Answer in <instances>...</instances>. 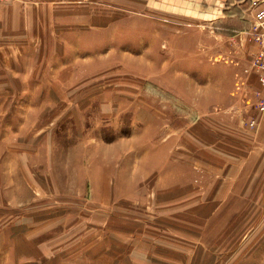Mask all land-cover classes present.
Masks as SVG:
<instances>
[{
	"label": "rangeland",
	"instance_id": "rangeland-1",
	"mask_svg": "<svg viewBox=\"0 0 264 264\" xmlns=\"http://www.w3.org/2000/svg\"><path fill=\"white\" fill-rule=\"evenodd\" d=\"M235 7L236 19L228 17L206 25L183 19L162 21L151 9L147 15L130 13L127 34L110 36L109 46L99 53L89 51V39L81 42L83 51L73 55L70 45L59 48V40L50 37L21 41V47H35V53L21 47L18 53L0 52V96L6 97L0 99V264H85L86 259L91 264H113V259L107 260V248L113 252V247L126 245L128 217L139 219L140 231L146 230V243L139 247L142 243L137 240L136 250L151 255L156 246L174 244L172 237H176V247L183 248L190 239L187 228L173 229L178 232L174 235L166 226L183 213L164 212L170 204L163 200L170 196L163 194L160 185L170 181L157 179L161 176L158 160L154 159L156 179L134 180L133 196L128 198H123V193L131 190L128 178L133 165H127L125 187L123 158L112 166L118 178L106 187L110 198L101 197L103 186L94 188L92 176L105 171L107 177L109 146L116 156L122 153L118 141L144 139L148 147H154L156 141L170 139L173 129L178 131L173 135H179L180 160L186 163L189 123L196 114V125L206 123L199 112L210 101L207 99L226 97L234 82L231 69L223 62L224 54L237 50L243 40L245 46L251 44L246 35L249 1L234 2L233 11ZM231 37L239 39L236 45ZM30 55H35L32 60ZM11 57L14 72L9 68ZM250 76L247 81L252 87L245 86L243 100H233L227 106L233 113L240 111L238 125L240 122L243 129L253 131L262 112L252 92L261 85L255 74ZM113 139H118V146L108 144ZM167 165L165 162L164 177L170 173ZM170 167L186 173V165ZM117 183L121 186L118 200L114 197ZM182 196L177 198L181 206ZM194 208L197 214L202 209L198 198ZM260 209L253 208L222 230L211 246L212 253L229 258L236 252L234 258L249 254V248L257 245L249 241L264 236V212ZM108 219L115 223L111 230ZM200 224L198 216L196 242L204 230ZM132 232L135 234L136 228ZM154 236L158 239L152 241ZM257 252L264 254V242Z\"/></svg>",
	"mask_w": 264,
	"mask_h": 264
},
{
	"label": "crops",
	"instance_id": "crops-1",
	"mask_svg": "<svg viewBox=\"0 0 264 264\" xmlns=\"http://www.w3.org/2000/svg\"><path fill=\"white\" fill-rule=\"evenodd\" d=\"M239 1L121 0L120 3L118 0H13L8 3L0 2V52L18 53L21 41L28 43L31 39L38 40V38L50 37L51 39L54 38L56 42L59 40V48H67L70 45L73 55H78L77 53L83 51L81 42L89 39L90 45H86L89 51L99 53L109 46L110 36L123 37L127 34L129 22L126 18L130 13L147 15L149 14L148 10L151 9L161 14L159 17L156 13L154 15L162 21L167 20V18L173 21L183 19L206 25L226 20L228 17L236 19L238 9L235 7L233 11L232 7L234 2L238 4ZM161 24L163 25L162 22ZM105 37H109L110 40ZM231 39L235 45L239 41L236 37H231ZM72 40L75 42L73 43ZM245 44L247 43L243 40L242 43L236 45L238 46L237 50H230L223 56V62L227 68L231 69L234 81L227 90V96L219 99L209 97L207 100L210 101L199 112L204 116L206 123L196 125V114L193 118L194 122L192 121L193 123L188 125L186 163L180 160L183 155L181 156L178 152L180 149L179 135H173L174 132L178 133L174 129L170 139L166 138L165 141L162 138L154 143V147H148L150 145H147L148 143L144 139L135 141V143L113 139L108 143L109 145L114 143V146H118L115 144L120 143L122 153L116 156L112 152V147L109 146L108 165L111 166L108 167L107 177L105 171L101 174L95 172L92 176L94 188L95 185L96 187L103 186L104 193L101 197L103 199L110 198L106 187L112 185L114 179L116 183L118 177H116V169L112 166H115L120 158H123L122 162L125 164V187H127L128 179L131 181V190L129 193L125 191L123 198L133 196L134 180H150L153 177L156 179V161L158 160L161 176H158L157 179L170 181V183L163 182L160 185L161 188L165 189L162 190L163 194L167 193V196H170L169 199L163 200L170 204L166 205L165 211H163L167 213L180 211L183 213L182 216L177 215L167 222L166 226L168 229L171 227V233L174 235H177L178 232L173 229L187 228L190 238V241L188 240L180 249L175 245V243L178 244L176 237H172L175 240L174 244H172L173 241L165 242L161 244L162 247L156 246L154 253L147 255L143 249L136 250L138 248L136 246L137 240L142 243L139 247L146 243L144 241V238L147 239L146 230L140 231L142 224L139 227V223L136 221L139 219L128 217L126 218L128 221H125L128 224V227L125 228L126 245L117 249L113 247V252L108 250L110 247L107 248V260L113 259V264H159V260L170 261L172 259L183 261L181 264H229L228 259L233 261L232 264H264V254L260 256L257 252L259 244L264 242V236L249 239L252 245H257L249 248V254H241L236 258L234 256L237 252L232 258H229L230 255L217 254L216 256L210 250L211 246L221 237L222 230L225 231L231 222L236 221L239 216H243L253 208L257 210L261 208L260 210L264 212V111L261 114L258 113L257 126L253 127V131H248L241 127L240 122L238 125V120L241 118L240 111L233 113L231 108L227 106L232 104L233 100L240 99L242 101L245 86H251V83L247 81L251 76L245 73L244 67L253 44L248 43V46ZM22 46L21 50L24 52L35 53L37 51L31 45L22 44ZM161 55L163 61L164 55ZM34 56L30 55V60ZM10 59L9 68L14 72L12 57ZM206 66L210 68L211 64ZM160 68L162 69L163 66L161 65ZM16 69L15 75L18 73ZM160 73L163 74V72ZM26 80L31 82L30 79ZM2 98L3 95L0 96V99ZM217 104L220 106H215ZM214 121H218V123H213ZM159 160L161 161L159 162ZM165 162L168 163L166 168L170 172L167 177H164L167 172H162L165 168ZM128 164H132L133 167L127 179ZM185 165L186 173L169 169L170 166V168L182 169ZM201 181L204 183L200 184ZM117 185L114 197L118 200L121 195V186L118 183ZM182 194L183 203L181 206L177 198ZM208 196H213V200H210ZM200 197L203 198L200 199ZM197 198L198 202L202 204V209L198 214L194 208ZM159 206L156 205V208ZM221 212L225 214L216 221ZM226 213H230L228 218ZM198 216L201 218L200 228H204V230L196 242ZM148 222H145V225ZM107 223L111 230L112 223H115L109 219ZM134 228H136V232L132 234ZM136 234L138 236L134 237L133 235ZM154 237L152 241L158 239L156 236ZM104 238L107 240L108 235ZM243 238L244 236L239 243ZM159 243L160 241L157 242V245ZM176 252L180 256L176 255ZM173 254H175L174 257ZM11 258L15 260L14 255ZM87 260L89 259H86L85 264H91L86 263Z\"/></svg>",
	"mask_w": 264,
	"mask_h": 264
},
{
	"label": "built area",
	"instance_id": "built-area-1",
	"mask_svg": "<svg viewBox=\"0 0 264 264\" xmlns=\"http://www.w3.org/2000/svg\"><path fill=\"white\" fill-rule=\"evenodd\" d=\"M13 0H0L2 3H8ZM248 16L250 18V25L246 31L248 40L253 44L247 60L249 65L244 69L247 75L255 74L259 83L260 90L252 92V99L257 98L258 110L264 111V0H248ZM244 37V36H242ZM247 96V95H245Z\"/></svg>",
	"mask_w": 264,
	"mask_h": 264
}]
</instances>
